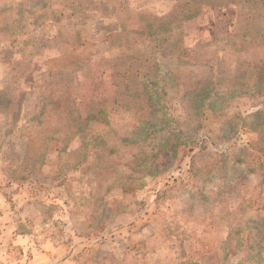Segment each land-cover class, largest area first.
<instances>
[{"label": "rangeland", "instance_id": "rangeland-1", "mask_svg": "<svg viewBox=\"0 0 264 264\" xmlns=\"http://www.w3.org/2000/svg\"><path fill=\"white\" fill-rule=\"evenodd\" d=\"M263 110L264 0H0V264H264Z\"/></svg>", "mask_w": 264, "mask_h": 264}, {"label": "trees", "instance_id": "trees-1", "mask_svg": "<svg viewBox=\"0 0 264 264\" xmlns=\"http://www.w3.org/2000/svg\"><path fill=\"white\" fill-rule=\"evenodd\" d=\"M263 112H264V110L263 111H257L256 113H254V117L255 118H261L262 117V115H263ZM259 122V123H258ZM257 123H258V125H260L262 128H263V123L262 122H260V120L258 121ZM255 130H257V131H261V128L260 127H258L257 126V128H255ZM261 150H264V149H261Z\"/></svg>", "mask_w": 264, "mask_h": 264}]
</instances>
